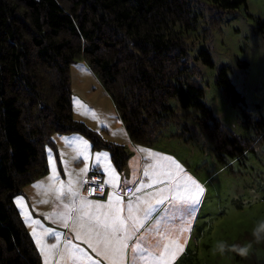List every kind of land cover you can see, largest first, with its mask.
Instances as JSON below:
<instances>
[{"label":"rangeland","instance_id":"1","mask_svg":"<svg viewBox=\"0 0 264 264\" xmlns=\"http://www.w3.org/2000/svg\"><path fill=\"white\" fill-rule=\"evenodd\" d=\"M200 6L203 15L187 39L189 67L197 69L193 76L213 114L232 133L248 136L215 75L220 65H228L227 75L249 110L264 115V32L259 28L264 0H245L225 12ZM211 14L221 16L208 19ZM203 47L213 66L198 56ZM243 60L247 65H240ZM68 67L73 118L102 139L124 145L127 159L118 170L108 150L93 149L82 133L51 134L53 145L43 147L46 172L13 197L41 264H173L182 254L194 255L193 264H236L242 234L264 227V146L257 144L242 162L218 160L197 113L174 99L169 105L178 121L153 143L134 142L82 56ZM95 169L107 184L105 201L82 197V179ZM127 185L135 196L115 193ZM82 258L85 263L77 261Z\"/></svg>","mask_w":264,"mask_h":264},{"label":"trees","instance_id":"2","mask_svg":"<svg viewBox=\"0 0 264 264\" xmlns=\"http://www.w3.org/2000/svg\"><path fill=\"white\" fill-rule=\"evenodd\" d=\"M235 11L245 0H0V264H41L39 252L13 202L21 186L46 172L44 144L53 132L77 131L93 149H107L121 170L125 146L107 141L73 118L69 65L81 57L114 103L134 142H155L179 117L174 99L197 114L216 158L242 162L264 146V115L251 112L243 94L217 68L215 84L238 108L248 136L232 133L204 102V88L189 67L187 39L200 22V5ZM221 15L211 14L216 20ZM264 32V19L259 21ZM198 56L213 66L210 52ZM240 65H247L243 60ZM236 264H264V227L245 231ZM173 264H193L182 254Z\"/></svg>","mask_w":264,"mask_h":264},{"label":"built area","instance_id":"3","mask_svg":"<svg viewBox=\"0 0 264 264\" xmlns=\"http://www.w3.org/2000/svg\"><path fill=\"white\" fill-rule=\"evenodd\" d=\"M100 176L101 175H99V173H91L89 176H87V178L83 180L82 182L84 184L83 194L85 196L98 198L104 195L106 186L102 182V177Z\"/></svg>","mask_w":264,"mask_h":264},{"label":"crops","instance_id":"4","mask_svg":"<svg viewBox=\"0 0 264 264\" xmlns=\"http://www.w3.org/2000/svg\"><path fill=\"white\" fill-rule=\"evenodd\" d=\"M96 170V169H95ZM96 171H98V170H96ZM99 172V171H98ZM101 173V172H100ZM83 180V179H82ZM103 182H104V180H103ZM105 183V182H104ZM106 184V183H105ZM106 186H107V184H106ZM127 186H130V185H127ZM119 188V187H118ZM107 190H108V188L106 189V192H105V194H104V196L102 197V198H88V197H85V198H88V199H91L92 201H94V202H96L97 200H99L100 199V201H105L106 200V193H107ZM113 191H115V190H113ZM115 193H116V191H115ZM117 194V193H116ZM119 196H123V197H127V198H132L133 196H135V195H132L131 193L130 194H119ZM82 197H83V195H82ZM120 201H123V200H121L120 199ZM133 214V216L135 217L136 215H135V212H133L132 213ZM70 243H74V241L72 240V241H69ZM78 262H80V263H85V261H84V258H82V259H78L77 260ZM62 264V263H61ZM64 264H68V263H64Z\"/></svg>","mask_w":264,"mask_h":264},{"label":"snow or ice","instance_id":"5","mask_svg":"<svg viewBox=\"0 0 264 264\" xmlns=\"http://www.w3.org/2000/svg\"><path fill=\"white\" fill-rule=\"evenodd\" d=\"M81 171H85V170L82 169ZM156 203H157V204H162L163 201H162V200H158ZM53 247H54V246H53Z\"/></svg>","mask_w":264,"mask_h":264}]
</instances>
